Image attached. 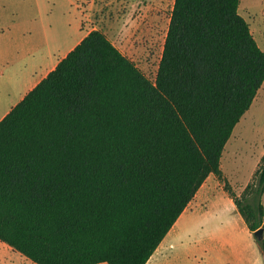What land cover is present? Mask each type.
Segmentation results:
<instances>
[{
	"label": "trees",
	"instance_id": "1",
	"mask_svg": "<svg viewBox=\"0 0 264 264\" xmlns=\"http://www.w3.org/2000/svg\"><path fill=\"white\" fill-rule=\"evenodd\" d=\"M240 0H174L154 81L91 30L0 120V241L35 264H146L264 82ZM243 200L264 230V163ZM264 257V231L255 239Z\"/></svg>",
	"mask_w": 264,
	"mask_h": 264
},
{
	"label": "rangeland",
	"instance_id": "2",
	"mask_svg": "<svg viewBox=\"0 0 264 264\" xmlns=\"http://www.w3.org/2000/svg\"><path fill=\"white\" fill-rule=\"evenodd\" d=\"M173 3L0 0V117L18 102L30 79L45 66L53 70L94 29L154 81ZM238 12L264 51V0H240ZM263 163L264 82L225 144L221 176H210L204 188L209 192L177 219L146 264H264L258 242L230 198L248 195ZM0 264L35 263L0 241Z\"/></svg>",
	"mask_w": 264,
	"mask_h": 264
},
{
	"label": "crops",
	"instance_id": "3",
	"mask_svg": "<svg viewBox=\"0 0 264 264\" xmlns=\"http://www.w3.org/2000/svg\"><path fill=\"white\" fill-rule=\"evenodd\" d=\"M85 36V35H84ZM84 36H82L79 40H78V42L84 37ZM78 42H76V44L78 43ZM76 44H74L71 48H70V50L76 45ZM70 50H68L67 52H66V54L70 51ZM59 62V61H58ZM39 64V63H38ZM44 67V66H43ZM51 65H48V66H45V68H43V70L39 73V75H38V77L36 78H32V79H30L29 80V85H28V87L26 88V90L24 91V93L21 95V97L19 98V100H18V102L26 95V93L29 91V90H31L41 79H43L50 71H51ZM36 71H37V68H36ZM37 73V72H36ZM18 102H16L14 105H16ZM11 109V108H10ZM10 109H8L7 111H5L2 115H1V117H0V120L3 118V116L5 115V114H7L8 112H9V110ZM210 176L211 175H209L208 177H207V179L204 181V183L202 184V186L199 188V190L197 191V193H196V195H195V197L192 199V201L188 204V206L185 208V210L182 212V214L180 215V217L183 215V213L187 210V208L189 207V206H191L192 205V203L193 202H196L199 198H200V194L203 196V194H206V193H208L209 191H208V189H204L205 188V185H206V183L208 182V180H209V178H210ZM239 214V213H238ZM240 215V214H239ZM179 217V218H180ZM242 218V217H241ZM243 220V219H242ZM243 222H244V220H243Z\"/></svg>",
	"mask_w": 264,
	"mask_h": 264
},
{
	"label": "water",
	"instance_id": "4",
	"mask_svg": "<svg viewBox=\"0 0 264 264\" xmlns=\"http://www.w3.org/2000/svg\"><path fill=\"white\" fill-rule=\"evenodd\" d=\"M263 231H264L263 228H259L258 230H256V231L253 233L255 239H257V240L261 239L262 236H263Z\"/></svg>",
	"mask_w": 264,
	"mask_h": 264
}]
</instances>
